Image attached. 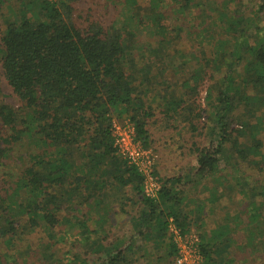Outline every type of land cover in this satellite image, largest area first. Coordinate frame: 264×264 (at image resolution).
<instances>
[{
    "label": "trees",
    "instance_id": "obj_1",
    "mask_svg": "<svg viewBox=\"0 0 264 264\" xmlns=\"http://www.w3.org/2000/svg\"><path fill=\"white\" fill-rule=\"evenodd\" d=\"M114 1L104 22L70 0H0V264H137L163 247L176 264L171 220L199 235L203 264H264V0ZM171 70L179 90L152 95ZM173 116L206 192L188 213L177 179L145 194L114 134L124 119L149 147L150 121ZM126 185L132 216L109 193Z\"/></svg>",
    "mask_w": 264,
    "mask_h": 264
},
{
    "label": "rangeland",
    "instance_id": "obj_2",
    "mask_svg": "<svg viewBox=\"0 0 264 264\" xmlns=\"http://www.w3.org/2000/svg\"><path fill=\"white\" fill-rule=\"evenodd\" d=\"M74 3L76 8L75 15L79 19L86 16L87 14H92L96 18H101L104 22H110L113 17L117 16L120 12L121 6L120 3H115L114 0H70ZM11 4L16 8V0H9L8 4ZM9 9L5 8L4 13L8 14ZM2 19L0 18V28H1ZM1 35V34H0ZM163 65L161 67H165ZM1 63H0V72H1ZM171 75H163V77L157 78V81H163L162 85L158 87L159 92L156 90L152 92V95H166V93L172 92L173 89L180 88V84L185 78L184 75L179 73L175 74L173 71H170ZM163 78V79H162ZM211 81V80H210ZM211 82H207L209 85ZM206 84H203L205 87ZM206 88V87H205ZM171 89V90H170ZM2 92L3 99L10 105L17 107L19 105L18 99L13 94L11 87L8 85L6 80L2 77ZM179 92V91H178ZM205 89L202 88L201 92V101L204 102ZM161 93V94H160ZM158 102L162 103L163 99H158ZM203 104V103H202ZM117 129L120 133H126L124 127L127 128L126 121L121 118H115ZM149 130L151 132V144L149 147H143L146 150H149V157L151 158L152 169H153V179L161 177H192V174L195 172L196 157L193 152L189 151L190 146L185 143V141L179 137L180 134L183 136L189 135L188 124L183 119L173 116L171 118L155 117L150 121ZM149 160L148 156H145L144 160ZM145 165V164H144ZM195 177H192L190 180L187 178L185 181H180L176 183V187L179 190L186 191L184 193L186 199L183 203V207L189 212V209L197 207V201L202 200V197H205V193L202 186L203 182L197 185ZM112 182L114 180L112 179ZM163 183V182H162ZM210 184V182H208ZM186 186V187H184ZM91 190V188H90ZM83 191V190H82ZM234 191L230 192V198L225 199L221 204L216 206L213 216H208L206 214L204 223L207 227H213L211 225L219 226L226 223V216L228 212L235 208V205L232 202L234 198ZM112 193V190L109 192ZM106 195V194H105ZM131 211V209H130ZM135 211H133V214ZM195 220V218H194ZM196 221V220H195ZM210 221V223H209ZM199 222H194V228L197 229ZM209 223V225H208ZM213 223V224H212ZM120 227V223H119ZM127 229V228H125ZM198 230V229H197ZM126 231V230H125ZM200 232L203 233V230L200 229ZM166 249L163 247L162 250H156L151 248V251H148L147 258L140 260L137 264H167ZM164 256V259L162 258ZM162 259V260H161Z\"/></svg>",
    "mask_w": 264,
    "mask_h": 264
},
{
    "label": "built area",
    "instance_id": "obj_3",
    "mask_svg": "<svg viewBox=\"0 0 264 264\" xmlns=\"http://www.w3.org/2000/svg\"><path fill=\"white\" fill-rule=\"evenodd\" d=\"M116 119H114V134L116 137V145L119 147L130 163L136 165L140 172L144 175V192L148 197H157L161 187L162 181L160 178L153 179L151 158L140 141H136V132L134 125L126 121L127 128L124 127L126 133H120L116 126ZM148 156L149 160H144ZM145 164V165H144ZM170 233L173 242L177 248L176 264H203L204 258L201 253L199 235L192 231L190 233H182L181 229L176 226L173 220L170 224Z\"/></svg>",
    "mask_w": 264,
    "mask_h": 264
},
{
    "label": "crops",
    "instance_id": "obj_4",
    "mask_svg": "<svg viewBox=\"0 0 264 264\" xmlns=\"http://www.w3.org/2000/svg\"><path fill=\"white\" fill-rule=\"evenodd\" d=\"M187 178L190 180L192 177H161V181L166 182L167 180L169 181V180H176V179L179 181H185V180H187ZM122 190H118V191L115 189L112 190V194H113V196H115L114 200L116 201L115 206L117 205V208H122L123 206H125V208L128 211V214H130V216H132L130 213L131 211L129 209L131 207H133L132 201L136 199V196H135L136 193L133 192L134 190L132 189V185H126L124 187V189H122ZM127 202H128V205H125V203H127ZM117 208H116V210H117ZM119 213H120L119 215L121 216L120 217V227L121 228L122 227H128L127 226L128 222H127L126 218H128V219H130V218L127 217L124 213H121L120 211H119ZM123 216L124 217L126 216V218H124ZM120 227H118V228H120ZM114 228L117 229V226H114Z\"/></svg>",
    "mask_w": 264,
    "mask_h": 264
}]
</instances>
